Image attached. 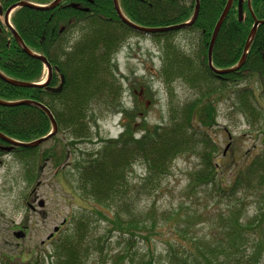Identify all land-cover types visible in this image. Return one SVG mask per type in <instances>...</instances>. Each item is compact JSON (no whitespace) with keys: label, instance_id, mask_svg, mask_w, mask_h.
Here are the masks:
<instances>
[{"label":"trees","instance_id":"obj_1","mask_svg":"<svg viewBox=\"0 0 264 264\" xmlns=\"http://www.w3.org/2000/svg\"><path fill=\"white\" fill-rule=\"evenodd\" d=\"M53 1L0 0V8L4 12L20 2L48 6ZM239 1L233 0L215 40L211 64L216 70L234 67L243 55L254 21L264 22V0H250L249 6L247 0H242L241 22ZM227 3L228 0H199V13L191 26L159 34L129 28L118 16L112 0H62L50 10L19 7L13 11L9 18L12 28L31 53L46 59L51 79L46 87L20 88L0 78V101L43 105L57 125L56 135L63 134L64 138L43 153L39 146L6 152L1 147L7 144L0 140V163L3 156L15 159L21 177L32 185L45 162L59 167L76 147V189L95 208L72 217L71 226L62 230L70 221L66 220L43 253L26 255L30 258L21 261V257L18 262L15 256L0 255V264H88L95 248L88 238L93 215H100L112 226L109 233L117 231L131 239L140 236L137 231H143L146 235L139 238L146 242L148 234L161 238L164 260L154 258L153 240V264H264V153L252 156L241 166L235 164L227 181L217 162L219 145L209 133L216 126L218 107L225 96L235 98L236 109L252 127L264 111L260 101L264 98V24L257 27L238 71L216 75L209 68L211 36ZM118 5L128 22L145 28L188 23L195 11V0H118ZM180 33L193 37V49L186 50L176 43ZM132 37L149 38L161 51L157 79L168 97L167 122L152 127L142 122V134L135 137L131 114L122 111L126 124L119 137L100 142L96 152H83L78 145L94 140L92 126L121 110L123 85L114 59ZM45 72L43 63L23 51L0 16V73L14 81L39 84ZM61 76V92L48 91L60 85ZM176 82L193 91L194 98L177 104ZM51 131L48 115L36 106H0V133L9 139L29 143ZM189 154L196 156L199 164L189 174L184 195L197 198L203 193L214 198L210 221L203 212L182 213L180 208L159 216L151 209L137 214L130 200L132 168L143 167L145 176L133 190L145 193L158 189L173 162ZM232 164L228 163L226 169ZM249 207L254 216H247ZM99 208L107 213L97 212ZM203 223H207V230L198 234L201 230H196V225ZM131 256V249H125L117 259L129 258L131 262ZM143 264H152V259Z\"/></svg>","mask_w":264,"mask_h":264},{"label":"rangeland","instance_id":"obj_2","mask_svg":"<svg viewBox=\"0 0 264 264\" xmlns=\"http://www.w3.org/2000/svg\"><path fill=\"white\" fill-rule=\"evenodd\" d=\"M175 41L186 50H191L196 45L193 37L185 33L178 34ZM160 55L161 51L149 38L132 37L123 45L114 59L118 77L123 85L121 110L106 115L92 126L94 140L78 145L83 152H96L101 146L100 142L119 137L126 124V114L122 111L131 114L135 137L142 134L140 129L142 122L147 127L166 124L168 97L164 86L157 79ZM174 87L177 104L194 98V92L186 85L176 82ZM234 100L233 96H225L224 101L220 102L216 126L209 131L219 145L217 162L227 181L233 175L235 164L241 166L252 156L264 153V111L257 125L252 127L236 109ZM260 101L264 107V98ZM63 138V134L56 135L54 139L41 144L39 152L43 153L57 145ZM74 149L59 167H55L49 161L45 162L40 177L32 185H27L21 177L19 163L10 156H3L0 163V255L15 256L16 262L21 257H23L21 261H26L30 255H39L50 248V242L44 245L42 242L46 241L55 227L64 220H70L62 227V230H66L71 226L72 217L95 208L93 202L85 200L76 189L78 176L75 162L79 151L76 153L78 149L76 147ZM228 163L233 164L227 170ZM198 164L199 160L193 154L180 157L173 162L169 174L162 180L158 189L145 190V193L138 194L133 189L142 181L145 171L142 166L135 165L129 175L132 191L130 200L135 212L138 214L140 211L151 209L159 216L173 214L180 208L182 213L186 210L203 212L204 217L210 221L212 217L210 215H213V209L215 210V199L206 197L203 193L197 198H187L184 195L189 174L198 168ZM37 182L40 183L39 187L36 186ZM33 188H37L35 191L37 199L45 203L42 209L34 204L35 212L26 205ZM96 211L106 212L100 208ZM254 213L252 207H249L247 216H254ZM93 216L94 222L88 238L95 243V248L91 251L88 264H143L150 259L153 264V240L156 246L154 258L164 260L165 255L161 253V238L155 239L153 234H148L149 242H146L140 239L147 233L143 231H137V235L140 236L131 239L117 231L109 233L112 226L100 215ZM206 224L196 225V230H201L198 234L206 232ZM19 227H24L26 236L17 240L13 232ZM125 249H131V262L129 258L123 261L117 259Z\"/></svg>","mask_w":264,"mask_h":264},{"label":"water","instance_id":"obj_3","mask_svg":"<svg viewBox=\"0 0 264 264\" xmlns=\"http://www.w3.org/2000/svg\"><path fill=\"white\" fill-rule=\"evenodd\" d=\"M61 1L62 0H54L48 6H38V5H34V4H31V3H27V2H20V3H17V4H13L9 8H7L4 12L0 8V16H3L4 23H5L6 27L9 28V30L12 33V35H13L14 39L16 40V42L19 44V46L23 49V51L28 56L34 57V58L38 59L39 61H41L44 64V66L47 68V74H48L46 82H44L42 84H30V83L14 81V80L5 78L0 73V78L3 81H5L6 83H8V84H10L12 86L20 87V88L46 87L48 85V83H49V81L51 79V71H52L50 65L47 63L45 58L36 56L35 54L31 53L23 45V42H22L21 38L19 37L17 32L12 28V26H11V24L9 22V17L11 15V13L15 9H17L19 7H25V8L34 9V10H50V9H53V8L57 7ZM247 1H248V6H249L250 0H247ZM112 2H113L114 9L117 12L118 16L120 17V19L129 28H131V29H133V30H135V31H137L139 33H143V34H159V33L174 32V31L183 30V29L191 26L195 22V20L197 19L198 13H199V0H195V11H194V15H193V17H192L190 22L184 23V24H179V25H173V26H169V27H163V28L162 27L161 28H145V27H140V26H137V25H134V24L128 22L123 17V15L121 14V11H120L119 5H118V0H112ZM232 2H233V0H228V3L226 5L222 15L220 16L219 20L217 21V23L215 25V28L213 30V33H212V36H211V40H210V44H209V48H208V55H207L208 56V65H209L210 70L213 73H215L216 75H224V74L233 73V72L238 71L242 67V65L244 64V61H245V57H246V55L248 53L250 42H251L252 38L254 37V35L256 33L257 27L260 24H264V22H260V21H256V20L254 21V25H253V27H252V29L250 31L249 40L247 41V43L245 45L243 55H242L241 59L239 60V62L234 67L229 68V69H224V70H216V69H214L212 67V64H211L212 49H213L215 40L217 38V35L219 33V30H220V28H221V26H222V24H223V22H224V20H225V18L227 16L228 12H229V10H230ZM241 3H242V0L239 1V5H238V20L240 22L242 21V18H243ZM63 85H64V77L61 76L60 85L57 88H52V89L50 88V89H48V91H50L51 93H60L62 88H63ZM21 105H33V106H36L39 109L43 110L48 115V117H49V119H50V121L52 123V131L46 137L40 138V139L35 140L33 142H30V143L17 142V141H14L12 139L7 138L6 136H4V135H2L0 133V140L8 145V147H5V148L2 149L3 151L9 152L12 148H16V147H20V148H35V147L41 145L42 143L47 142L48 140H50L57 133V130H58L57 129V125H56L53 117L49 113L48 109L45 108L43 105L38 104V103H32V102H29V101H22V102H15V103H6V102L0 101V106H4V107H14V106H21ZM43 206H44V202L40 201L39 204H38V207L39 208H43ZM57 231H58V227H55L53 232L46 239L49 240L53 236V233H56ZM14 237L16 239H20V238L24 237V234H21V232H15L14 233Z\"/></svg>","mask_w":264,"mask_h":264},{"label":"flooded vegetation","instance_id":"obj_4","mask_svg":"<svg viewBox=\"0 0 264 264\" xmlns=\"http://www.w3.org/2000/svg\"><path fill=\"white\" fill-rule=\"evenodd\" d=\"M4 148H5V146H3ZM11 151V150H10ZM36 186L37 187H39L40 186V183L39 182H37V184H36ZM36 189L37 188H33L32 189V191L30 192V197L27 199V202H26V205L28 206V208L31 210V211H36V209H35V205L34 204H36V205H38L39 204V200L37 199V196L35 195V191H36ZM60 228H61V226H60ZM16 231L17 232H21V233H24L25 234V236H26V233H25V230H24V227H19L18 229H16ZM45 242H47V241H45ZM44 242V243H45ZM42 245H44V244H42Z\"/></svg>","mask_w":264,"mask_h":264}]
</instances>
